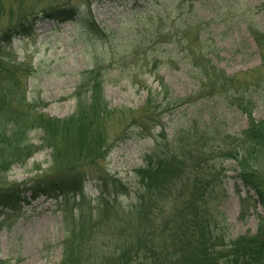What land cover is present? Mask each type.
Instances as JSON below:
<instances>
[{
	"label": "trees",
	"instance_id": "obj_1",
	"mask_svg": "<svg viewBox=\"0 0 264 264\" xmlns=\"http://www.w3.org/2000/svg\"><path fill=\"white\" fill-rule=\"evenodd\" d=\"M163 7L156 8L159 24L143 58L151 57L155 65L163 55L168 60L177 55L193 73V88L183 96L170 91L169 97L162 82L147 86L139 114L123 128L135 126L136 133L151 136L159 126L155 136L165 140L156 141L155 149L146 153L143 164L135 169L134 189L118 177L99 174L93 182L98 192L94 205L86 199L84 186L107 153L104 129L114 110L104 98L103 71L110 63H97L86 71L74 91V110L63 118L53 117L33 106L20 107L31 105L24 89L32 66L12 64L2 52L10 47L13 35L28 33L32 22L26 26L28 19H21L0 36V176L41 147L50 149L58 167L35 177L27 186L0 183V206L19 204L26 190L33 198L41 194L60 197L63 206L72 205L62 208L65 236L59 264H264V213L257 214L255 232L233 236L216 207L227 160L233 163L235 177L254 190L264 207V118L253 116L256 105L264 103V30L254 28L248 18L260 63L229 74L214 58V43L199 36V30L191 37L195 22L189 13L183 10V15L170 18L171 10ZM213 8L204 7L206 16ZM78 11L77 4L65 2L50 5L41 13L61 22L76 20ZM81 27L102 33L91 14L81 21ZM110 28L114 32L115 27ZM216 104L224 108L217 110ZM227 110L243 114L245 126L229 131ZM165 116H172L174 122L171 138L164 132ZM37 128L43 132L38 146L28 136ZM111 194L114 197L108 200ZM117 194L133 200L122 205ZM99 249V255L93 256L92 251ZM0 264L7 261L0 260Z\"/></svg>",
	"mask_w": 264,
	"mask_h": 264
},
{
	"label": "rangeland",
	"instance_id": "obj_2",
	"mask_svg": "<svg viewBox=\"0 0 264 264\" xmlns=\"http://www.w3.org/2000/svg\"><path fill=\"white\" fill-rule=\"evenodd\" d=\"M65 2L77 4L80 11L76 20L60 22L42 16L41 10ZM158 6L170 9V18L187 11L190 20L195 22L191 37L195 35V30H199V36L207 37L208 42L214 43L215 46L211 47L214 58L227 73L245 72L260 63L247 22L249 18L254 28L264 30V0H0V36L21 19H28L26 26L30 22L33 25L25 35H13L10 47L2 51L7 53L4 58L11 59L12 64L26 62L32 66L24 89L26 100L31 105L23 104L21 108L33 106L36 111L58 118L69 115L76 104L75 88L87 76L86 71L97 63H110L104 67L103 87L104 98L114 114L104 129L107 153L97 162V172L93 170L97 175L88 176L85 181L86 199H91L92 205L98 202L93 182L99 174L106 172L118 177L134 189L137 180L135 169L143 164L145 154L155 149L156 141L165 140L155 136L160 131L159 126L153 128L151 136L136 133L135 126L127 130L123 128L139 114L147 86L153 81L155 85L162 82L167 87L165 94L169 93L170 97V91L172 95L183 96L194 85L192 71L177 55L170 60L163 55L155 65L151 57L143 58L144 49L157 31ZM204 7H214L209 16L203 11ZM243 11H246L245 14ZM90 14L102 33L81 27V21ZM110 27H115L114 32ZM133 49L137 53L131 52ZM126 53L131 55L124 57ZM148 68L153 73L147 72ZM136 72L139 77L133 76ZM215 106L217 110L224 108L221 104ZM172 116L164 117L167 138L172 136ZM225 116L229 131H238L246 124V117L238 112L227 110ZM253 116L264 118V103L256 105ZM42 133L37 128L30 130L28 136L38 146ZM116 136L118 139H114ZM225 164L228 169L224 186L217 190L218 216L225 218L224 225L233 236L255 232L257 214L264 213V207L258 202L254 190L235 177L233 163L227 160ZM57 168L50 149L41 147L2 173L0 183L27 186L35 177ZM117 196L122 205L133 200L125 194ZM113 197L111 194L108 200ZM62 201L60 197L43 194L33 198L26 190L19 204L0 206V260H6L7 264H59L65 236L62 208L72 207L63 206ZM99 253L100 249L92 251L93 256Z\"/></svg>",
	"mask_w": 264,
	"mask_h": 264
}]
</instances>
